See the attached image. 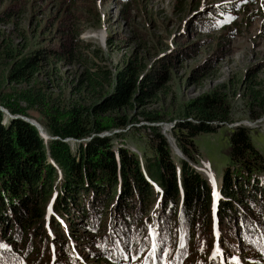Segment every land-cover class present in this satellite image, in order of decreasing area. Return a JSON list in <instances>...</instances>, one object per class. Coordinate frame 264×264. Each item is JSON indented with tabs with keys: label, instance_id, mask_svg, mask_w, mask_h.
<instances>
[{
	"label": "trees",
	"instance_id": "16d2710c",
	"mask_svg": "<svg viewBox=\"0 0 264 264\" xmlns=\"http://www.w3.org/2000/svg\"><path fill=\"white\" fill-rule=\"evenodd\" d=\"M62 30L55 29L56 43L36 48H28L24 33L20 49L0 53L7 67L3 85L30 86L53 62L84 61L74 88L91 99L87 105L73 101L65 117L53 108L47 112L40 123L53 138H44L21 117H30L27 109L45 108L44 93L31 86L0 97L11 115L0 108V264H127L141 258L143 264H219L211 256L214 224L225 264H264V155L249 129L230 131L229 163L213 198L207 178L175 158L154 125L164 117L146 109L184 52L171 51L149 64L148 42L139 37V48L112 72L95 61L100 49L87 55L91 44L79 38L78 28ZM105 44L114 46L109 34ZM246 80L248 113L255 120L264 115V82L252 70ZM138 115L148 130L149 152L141 158L113 144L123 136L113 131L140 122ZM230 121L227 95L216 88L183 105L171 136L196 161L193 138ZM106 131L112 133L100 135Z\"/></svg>",
	"mask_w": 264,
	"mask_h": 264
},
{
	"label": "rangeland",
	"instance_id": "374dc122",
	"mask_svg": "<svg viewBox=\"0 0 264 264\" xmlns=\"http://www.w3.org/2000/svg\"><path fill=\"white\" fill-rule=\"evenodd\" d=\"M219 8L224 11H218ZM5 12L9 14L0 20L1 55L6 54L4 50L20 49L25 43L24 33L28 35V48L56 43V27L63 29V33L78 28L79 38L91 44L87 55L92 56L90 51L94 47L100 49L101 56L95 61L112 72L139 48L136 45L139 37L146 38L149 45L146 63L171 51L184 52L171 67L165 89L146 108L164 117L161 125L159 122L156 126L176 146L169 125H174V120L181 116L183 105L220 88L231 105V121L220 123L213 132L197 134L193 138L196 161L181 152L183 159L193 167L209 171L219 186L222 171L229 163V133L237 127L230 124L235 122L249 129L253 143L264 155V115L259 121L249 117L247 87L250 83L246 80L247 72L252 70L255 79L264 82V0H0V16ZM206 19L212 23L203 22ZM108 34L114 41L112 48L105 44ZM82 63L53 62L35 76L30 86H23L1 84L7 67L5 60H0V97L5 100L12 91L32 86L45 94L47 105L46 109H27L29 118L43 123L44 115L52 108L65 117L73 101L87 105L91 100L88 94L74 88L79 72L84 69L85 63ZM138 111L120 113L137 115ZM137 117L140 122L118 129L123 131V136L113 144L143 156L145 151L149 152L148 130L142 127L147 121L141 115ZM173 154L180 158L178 151ZM217 189L215 197L219 195ZM215 252L220 253L212 248L211 256ZM138 261L129 260L127 264H139ZM219 264L223 263L219 260Z\"/></svg>",
	"mask_w": 264,
	"mask_h": 264
},
{
	"label": "water",
	"instance_id": "95a60500",
	"mask_svg": "<svg viewBox=\"0 0 264 264\" xmlns=\"http://www.w3.org/2000/svg\"><path fill=\"white\" fill-rule=\"evenodd\" d=\"M0 108H1V110H3L7 115H10V113L6 110V109H4V108H2L1 106H0ZM11 116V115H10ZM25 121H27V122H29L30 124H32V125H34L37 129H38V131L40 132V134L44 137V138H53V137H51L50 135H48L46 132L44 133V131L42 130V128L40 127V123H38L37 121H35L34 119H32V118H29V117H24V116H21ZM264 117V116H263ZM263 117H261V118H258V119H256V120H254V121H259V120H261ZM161 123L162 122H160V125H161ZM241 124V122L239 123V122H235V123H232V124H230V126H238V125H240ZM154 125H158V123H155ZM170 127H172L173 126V124H171V125H169ZM113 132H118V130H114ZM112 132H103V133H101L100 135H110ZM166 137H167V135H166ZM168 139V138H167ZM66 140H68V139H66ZM169 140V139H168ZM169 143H170V145H171V147H172V149H173V151H174V153L176 152V151H178V155L180 156V158L181 159H183L184 157L182 156V154H181V151L176 147V146H174L173 147V145H172V142L169 140Z\"/></svg>",
	"mask_w": 264,
	"mask_h": 264
},
{
	"label": "bare ground",
	"instance_id": "6f19581e",
	"mask_svg": "<svg viewBox=\"0 0 264 264\" xmlns=\"http://www.w3.org/2000/svg\"><path fill=\"white\" fill-rule=\"evenodd\" d=\"M101 37V40H103L104 39V34L102 33V35L100 36ZM39 123V122H38ZM40 127L42 128V130L44 131V133L46 132L45 130H44V128H43V126L40 124ZM47 133V132H46ZM173 145V144H172ZM173 147H174V145H173ZM181 151V150H180ZM209 172V171H208Z\"/></svg>",
	"mask_w": 264,
	"mask_h": 264
},
{
	"label": "snow or ice",
	"instance_id": "6c2138e0",
	"mask_svg": "<svg viewBox=\"0 0 264 264\" xmlns=\"http://www.w3.org/2000/svg\"><path fill=\"white\" fill-rule=\"evenodd\" d=\"M181 247H184L183 243L181 244Z\"/></svg>",
	"mask_w": 264,
	"mask_h": 264
}]
</instances>
